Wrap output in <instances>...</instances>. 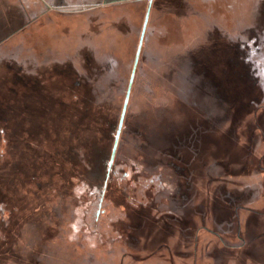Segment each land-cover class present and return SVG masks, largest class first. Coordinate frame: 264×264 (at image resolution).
Wrapping results in <instances>:
<instances>
[{
  "label": "rangeland",
  "instance_id": "1",
  "mask_svg": "<svg viewBox=\"0 0 264 264\" xmlns=\"http://www.w3.org/2000/svg\"><path fill=\"white\" fill-rule=\"evenodd\" d=\"M144 10L145 6L140 5L137 9L123 11L127 19H132L136 24H85L83 12H59L53 16V24H31L27 28L26 46H30L41 58H44V53L55 51L59 47L57 43L77 40V34L85 30H97L89 38L92 44L88 51L86 68L89 70L91 87L90 97L87 98L90 112L85 120L70 121L73 111H82L77 103L76 99L79 98L76 93L77 96L80 95L81 103V96L84 97L83 91H77L78 86L75 87L76 91L69 87L75 85L72 81L62 87L60 82L52 81L54 78L60 80L61 75L48 76L47 72H39L43 80L36 76L39 87L35 86L33 91L28 88L29 82L26 81L30 75L9 76V70L4 63L1 66L0 69L8 71V79L12 82L0 83V264H252L246 252L247 243L242 245L244 247L236 245L241 239L235 234L238 226L231 221V216L235 213L240 220L242 236H247L246 239L251 244L256 245V240L264 237L261 234L264 230L258 231L262 228L264 215L256 213L257 210H264V170L256 166V157L264 151V145L261 142L262 146L258 147L255 156L252 155L250 161L247 160V151L242 149L241 144L246 141L245 133L242 132L246 128L245 123H234L238 129L236 132L239 146L241 145L239 148L242 149L239 151L243 156L229 150L223 144V138L218 141H205L202 136L205 132L202 134L201 125L195 124L198 126L196 135L200 136L198 143L203 148L201 154H204L197 163L203 161L209 167L197 186L199 189L196 196L201 200L193 198L191 201L193 207L198 205L197 211L190 219L176 223L181 229H194L201 227L200 219L205 218L204 223L211 231H202L204 227L199 231L196 254L188 252L191 247H196L192 239L187 240L191 241L190 245L177 248L181 249L180 253L174 252L173 241L179 238L178 230L176 235L166 234L168 238L172 236L173 241L156 237L153 239L156 232L161 233L164 230L163 219L160 218L163 211L150 212V196L147 185L143 184L145 180L142 179L136 184L137 174L132 172L109 184L103 210L96 215L97 199L93 173L97 168L94 165L98 152H108L110 149L109 126L117 123L122 107L141 33ZM95 16L98 15L95 13ZM98 17L100 20L106 19V16ZM159 21L160 24H150V36L142 45L131 87L126 112L128 119H125V129L118 148V152L127 158V162L136 160L134 153L126 148L127 131L135 127L131 117L141 113L140 121L138 120L140 123L136 121V128L140 127L141 132H145L147 127L143 124L148 115L142 112L159 104H167L162 103L166 97L163 99V93L159 92L160 86L167 87V76L164 77L165 70L161 65L169 57L184 52L188 48L187 41H190L186 37L194 32L195 24H180V18L174 12L165 14ZM222 25L229 27L232 24ZM59 36H62V41L58 39ZM164 46H170L173 50L167 57L161 51ZM148 50L155 55V59L144 56V52ZM57 52L60 50L57 49ZM73 62L79 63V60H71L68 66L71 72ZM175 69L179 70L178 64ZM3 70H0V77L4 74ZM211 73L207 72V79ZM79 74L82 77L84 75L82 72ZM77 76L74 74L75 78ZM82 77L79 76L81 79ZM20 81L25 82L24 87L19 84ZM169 84L177 83L173 81ZM14 89L17 93L12 92ZM20 93L23 99L19 107L11 105L9 102H14L17 96L20 97ZM173 95L175 100H181L178 94ZM246 116L253 117L252 112ZM86 121L85 130L78 127L79 130L76 131L80 136H87L89 151L82 137L81 140L70 137L68 132L72 123L81 126ZM227 122H224V126ZM135 135L137 136L133 141L141 146L140 132L137 130ZM86 151L90 162L82 181L78 179L77 172L82 170L83 154ZM144 153L147 154V151ZM142 155L144 164H150V159L143 153ZM228 178L232 181L227 180ZM183 187L186 186L182 185ZM183 190L189 192L188 188ZM239 204L241 207L237 209ZM242 205H249L252 210ZM224 207L225 211L221 212ZM150 221L156 224L155 227L152 226V230ZM171 223L176 227L174 220ZM213 231H220L224 237H227L224 232H228V244L234 243L236 246L225 248V243ZM160 233L158 234L161 235ZM251 233L258 236L252 237ZM161 242H168L169 249L161 247ZM253 250L255 262L257 261L255 264H264V259H261L264 258L263 250L258 246Z\"/></svg>",
  "mask_w": 264,
  "mask_h": 264
},
{
  "label": "flooded vegetation",
  "instance_id": "2",
  "mask_svg": "<svg viewBox=\"0 0 264 264\" xmlns=\"http://www.w3.org/2000/svg\"><path fill=\"white\" fill-rule=\"evenodd\" d=\"M140 5L145 6L141 31L143 24H146L142 45L150 36V24H160L159 20L169 12L177 14L180 18V24H195L194 32L186 37V39H190V41L186 40L188 48L180 54L177 53L175 56L169 57L168 61L161 65L165 70L164 77L167 76L165 77L167 87L160 86L159 92L163 93V99L166 97L162 103L167 104H159L155 108L151 107L150 111L142 112V114L148 115L143 124L147 127L146 133L141 132L139 126V128H136V121H140L141 113L139 112L138 115L135 114L134 117H131L135 127L127 131L126 148L134 153L133 156L136 157L137 161L139 160L138 163L136 160L127 162V158L121 152H118L120 138L125 129L124 124L128 119L126 118L128 105L112 160H110V152L120 113L117 123L114 126L113 124L109 126V134H111L110 149L108 152H105V150L99 151L98 159L101 166L100 176L97 175V177L100 180L95 182L96 195L94 194L97 199L96 215L100 210H103L102 206L109 184L115 179L127 177L128 173L132 172L135 175L137 174L135 177L136 184H139L142 179L145 180L143 184L147 185V193L150 196V212L153 210L163 211L160 218L163 219L164 230H161V233L158 232L161 235L155 231L156 234L153 235V239L156 237L161 238V240H172L173 237L168 238L166 234L172 235L178 230L177 235H179V238L174 240L176 242L172 240L175 248L174 252L180 253L181 249L177 248H180L181 245L185 247L190 245L191 241L188 242L187 240L192 239L193 245L196 247H191L188 252L196 254L197 245L199 244L197 241L199 231L203 227L202 231H205V229L211 231L209 226L204 223L205 218L201 217V227L197 226L194 229L192 227L181 229V226L176 222L181 221L182 223V220L194 216L192 214L197 211L198 205L193 207L191 201H193V198L201 200L199 196H196L199 189L197 186L202 182L201 177L209 167L203 161L197 163L201 155H204L201 154L202 145L200 142L198 143L200 136L196 135L197 127L201 125L202 134L205 132V135H202L205 137H203L205 141H218L223 138L222 142L229 150L242 156L243 153L239 150L246 149V158L249 161L250 156H255L254 153L258 150V147L262 146L261 142L264 145V0H0V68L4 63V66L9 70V76L15 74L17 76L30 75V78L28 77L26 81L29 82L28 88L33 91L36 87H39L37 79L43 80L41 74H38L39 72H47L49 73L48 76L61 75L60 80L54 78L52 81L60 82L62 87L72 81L75 85L69 87L76 91L75 87L78 86L77 91H83L82 101H88L91 87L89 85V70L86 65H88V51H90L92 44L89 38L91 33H97V30H85L83 33L77 34V40L73 41L63 42L62 36H59L58 39L63 42L58 41L59 43H57V47L59 45L57 49L60 52H57L56 49L51 53H44V58H41L30 46H26L27 28L31 24H53V16L59 12L67 14L83 12V22L85 24H136L132 19H127L123 11L137 9ZM147 12V20H145ZM95 13L98 16H104V18L106 16L105 21L100 20L98 16H95ZM222 24L232 25L227 27V25ZM37 41H39V38H37ZM142 45L136 69L140 61ZM162 50L166 57L173 51L170 46L161 47ZM144 56L155 59V55H152L150 50L144 52ZM79 57H83V59L81 60ZM71 58L73 61L79 60V63H72L73 73L68 68ZM177 64L179 65L178 71L175 69ZM209 71L212 73L207 79L206 75ZM3 72L0 83L12 82L8 79V71L3 70ZM80 72L84 74L83 77L79 74ZM74 74H77V77H82V82L80 78H75ZM135 75L136 70L134 77ZM73 77L74 79H72ZM21 81L19 84L24 87L25 82ZM173 81L177 84L170 85L169 83ZM56 85L58 84L56 83ZM2 87L5 88L4 85ZM12 92L17 93L15 89ZM169 93L178 94L181 100H175V95ZM19 96L14 102L9 103L19 107L23 99L21 93ZM79 96L76 93V97L79 98L76 99L77 103L81 106ZM257 111L259 112L257 113ZM89 112L90 107L87 104L83 114L82 111H76V113L73 111L70 121L85 120ZM249 112H252L253 117H245ZM245 118L247 120L244 121ZM229 120L231 121L229 122ZM225 121H228L227 124L229 123V125L224 126ZM84 122L81 123V126L77 124V127H80V130L83 131L87 126V121L85 124ZM236 122L246 124L245 132L242 131L246 136V141L241 143L242 149L239 148L241 145L239 146L238 143V129L234 124ZM195 124H198V126ZM137 130L141 134V146L133 141L134 137L137 136L135 135ZM219 130H221V133ZM81 137L84 145L87 144L86 148L89 151V143H86L88 141L87 136L79 135L78 138ZM190 146H194L195 150L194 147L190 148ZM87 151L83 154L84 164L81 167L82 170L77 172L82 181H84L88 170V162H90ZM146 151L147 154L144 153ZM142 153L150 159L149 165L144 164ZM208 153L207 150V155ZM256 158V166L258 169L264 170V151ZM206 161L208 162L209 159H206ZM231 178L227 180L232 181ZM182 185H185L189 192H184L183 188H187H182ZM262 185L264 188V179ZM90 193L89 189L88 195ZM199 207H202V205L199 204ZM238 207L240 208L241 205L239 204L237 209ZM243 207L252 210L249 205ZM220 211H225V207L221 208ZM256 213L264 215V210L262 212L257 210ZM231 219L236 227L238 226L235 234L238 239H241L239 244L236 243V245H244L246 242V252L250 256V262L255 264L257 261L255 262L253 255L255 251L253 249L258 246L264 252V237L257 239L256 245L251 244L250 240L246 239L247 236L246 238L242 236L239 229L240 220L237 219L235 213L231 216ZM172 220L177 224L176 227L172 226ZM262 220V228L258 231L264 230V217ZM155 225L150 221L151 230L152 226L155 227ZM228 226L230 227L229 221ZM213 234L225 243L227 246L225 248L236 246L234 243L230 244L232 246L228 244L230 243L228 232H224L227 237H224L220 231H213ZM261 234H264V232L261 231ZM254 236L258 235L252 234V237ZM132 237L135 238L134 235ZM167 243L161 242L160 246L163 248L165 246L167 250L169 249Z\"/></svg>",
  "mask_w": 264,
  "mask_h": 264
},
{
  "label": "water",
  "instance_id": "3",
  "mask_svg": "<svg viewBox=\"0 0 264 264\" xmlns=\"http://www.w3.org/2000/svg\"><path fill=\"white\" fill-rule=\"evenodd\" d=\"M147 15H148V12L146 14V19L145 20H147ZM145 25L146 24H143V28H142V31H141V34H140V37H139V41H138V44H137L136 52H135V57H134L133 64H132V67H131L128 83H127V86H126V89H125L124 99H123V103H122V107H121V111H120V116H119V120H118V123H117L113 144H112V147H111L110 160H112L114 155H115V151H116L117 144H118V141H119V135H120V132H121V129H122V125H123V121H124V117H125V112H126V108H127V105H128L130 92H131V87H132V84H133L134 73H135V70H136V67H137V63H138V59H139V54H140V49H141V45H142V39H143ZM95 171H96V169H95Z\"/></svg>",
  "mask_w": 264,
  "mask_h": 264
},
{
  "label": "trees",
  "instance_id": "4",
  "mask_svg": "<svg viewBox=\"0 0 264 264\" xmlns=\"http://www.w3.org/2000/svg\"><path fill=\"white\" fill-rule=\"evenodd\" d=\"M77 78H79V77H77ZM80 81H81V78H80ZM82 82V81H81ZM90 100V99H89ZM86 102V103H85ZM87 104H90V103H88V101H82V104H81V109H82V114H83V110H84V108H86V105ZM95 112V111H94ZM79 130L78 129V127H77V124L75 125V123H72L71 124V126H69V135H70V137H76V139H78V137H79V135L78 134H80V133H77V131ZM90 139V138H89ZM81 140V139H80ZM89 141V140H88ZM97 158H99V152H98V156H97ZM97 169H96V171L94 172V176H95V180H94V183L95 182H99V180L100 179H98L99 177H97V175H99V173H100V166H101V164H100V162H99V159H97V161H96V164L94 165ZM78 174V173H77ZM100 176V175H99ZM79 180H80V177L78 178ZM93 179V178H92ZM91 180V179H90ZM243 244H240V246H242Z\"/></svg>",
  "mask_w": 264,
  "mask_h": 264
},
{
  "label": "bare ground",
  "instance_id": "5",
  "mask_svg": "<svg viewBox=\"0 0 264 264\" xmlns=\"http://www.w3.org/2000/svg\"><path fill=\"white\" fill-rule=\"evenodd\" d=\"M42 213V212H41ZM40 214V213H39ZM41 215V214H40ZM49 243V242H48Z\"/></svg>",
  "mask_w": 264,
  "mask_h": 264
}]
</instances>
